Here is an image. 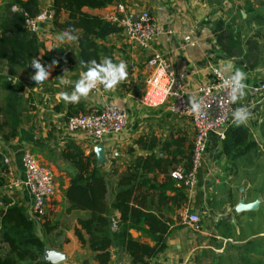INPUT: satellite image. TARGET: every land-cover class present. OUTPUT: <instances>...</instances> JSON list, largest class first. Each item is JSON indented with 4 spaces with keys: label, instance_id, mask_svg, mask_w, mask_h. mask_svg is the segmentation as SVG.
Instances as JSON below:
<instances>
[{
    "label": "crops",
    "instance_id": "0c3cea01",
    "mask_svg": "<svg viewBox=\"0 0 264 264\" xmlns=\"http://www.w3.org/2000/svg\"><path fill=\"white\" fill-rule=\"evenodd\" d=\"M13 1L0 0V17L3 15V6ZM115 1L125 4L130 17L141 11H147L152 16L163 32L154 37L150 47L168 61L188 93L209 78L212 66L226 75H232L236 70L246 73V95L234 104L247 107L252 113V117L240 125L246 129L248 137L259 151L257 154L255 151L239 154V146L230 143L226 157L221 152V140L210 134L205 153L195 172L192 192H185L186 204L180 209H173L169 202L160 204L164 209L159 208L156 215L169 222L170 232L164 238L165 248L149 258L146 264H211L213 259V264H264V228L257 230V227L264 225L261 224L264 223V138L260 133L264 126V90H253L264 85V0H219L218 4L214 0H113L102 8H82V11L105 20V14L111 10ZM36 3L37 13L50 8L52 0H36ZM246 8L250 10L245 13ZM18 9L16 4H11L9 8L10 11ZM59 18L65 19L66 13L61 12ZM217 19L223 21V29L239 33V55L227 56L217 45ZM64 31L55 30L47 22L41 24L33 35L44 49L65 46V52L74 58L76 43L67 39L62 42L60 37ZM103 47L110 49L113 63H126L128 77L113 90L98 87L87 99H81L78 103L87 112L109 105L125 109L126 119L122 129L118 133L107 132L99 139L82 131H69L65 128L67 109L77 104L64 102L59 94L62 91L71 92L74 83L81 78L84 71L77 62H58L59 67L50 69L49 79L42 85H36L31 80L33 72L17 66L8 72L5 61L0 59V87L3 80L23 85L20 94L22 116L16 134L7 141L0 137V151H3L7 159V174H0V196L5 195L24 208L26 217L33 222L34 234L43 243L42 258L52 264H98L93 260L87 245L81 246L73 234L76 220L86 218L88 213L83 210L64 211L61 189L67 186L74 173L60 158V150L66 141L78 145L85 154H93L95 172L106 181V202L110 203L117 189L116 181L125 173L130 161L152 153L167 158L174 155L179 160L178 164H181L183 158L179 153L186 150L192 140L193 131L189 119L169 111L170 98L162 97L159 91L153 93L144 82L147 51L130 44L116 28L105 37ZM102 57L101 54V61ZM23 72L28 74V78ZM61 78L69 79L73 84L61 85ZM4 94L0 88V107ZM1 117L0 114V120ZM145 135L153 138L149 150L135 143L137 138ZM24 150L29 151L40 165L48 169L54 180V195L41 217L31 214V197L21 184L20 157ZM222 179L227 182V190L224 192L227 206L219 203L221 199L216 201L213 196V189L221 186ZM160 180L161 175L158 174L157 181ZM250 185L257 187L256 192L254 187L249 192L254 198L241 195V191L245 193ZM173 186L176 187L174 181ZM239 201L254 203V207L236 210ZM224 208H227V215L221 216L220 210ZM184 210L196 213L204 228L190 230L191 227L181 219ZM107 215L111 220L109 228L114 229L112 220H117L118 213L109 209ZM44 220L52 225L47 233L43 232L41 226ZM206 227L210 233L215 227H222L223 233L227 231L225 236L212 235L221 240L216 250L206 244ZM251 228L252 233H245ZM187 229L190 233H185ZM240 232L244 233L243 236H239ZM128 233L132 238L152 244L148 236L138 230L128 229ZM109 251L108 264H130L119 246L111 243ZM214 253L221 255L215 259L217 255Z\"/></svg>",
    "mask_w": 264,
    "mask_h": 264
},
{
    "label": "trees",
    "instance_id": "16d2710c",
    "mask_svg": "<svg viewBox=\"0 0 264 264\" xmlns=\"http://www.w3.org/2000/svg\"><path fill=\"white\" fill-rule=\"evenodd\" d=\"M112 1L52 0L51 26L55 30L75 29L72 33L77 37L74 40L77 48L74 58L65 52V46L50 48L51 51L44 49L35 35L25 30L24 14L29 17L36 14V0H14L11 4H16L19 8L15 11L9 10L11 4L4 5L3 15L0 17V59L5 61L8 72L17 66L34 74L35 70L30 66L34 57L39 58L45 66L55 60L57 63L53 67H59L58 62H65V64L77 62L83 71L86 69L82 67V62L95 60L96 63H102L105 57L111 58L110 49L104 48L103 42L108 34L115 31V27L96 15L83 12L82 8L98 9ZM249 10L250 8H246L244 12ZM61 12L66 13L65 19L59 18ZM215 27L217 45L227 56L239 55V33L223 29L224 23L220 19L215 21ZM0 88L5 93L0 107L2 116L0 137L7 141L15 136L16 128L21 121L20 94L23 91V85L15 81L3 80ZM79 112L87 111L79 104L70 105L66 118ZM263 128L264 126L260 129V133L264 138ZM135 143L149 150L153 144V138L145 135L137 138ZM230 143L239 146V154L252 153V151L259 153L258 149L256 150L257 145L248 137V132L242 125H229L225 130L224 137L221 139V152L226 157ZM179 151L178 149L177 153ZM179 154L183 158L181 164H178L179 160L175 159L174 155L167 158L155 156L152 153L138 156L130 161L126 165L125 173L116 181L117 189L113 192L110 203H107V184L104 178L95 172L93 154H85L71 141L63 144L60 158L74 171L67 186L61 189L65 202L64 211L83 210L88 213L86 218L76 220L73 234L81 246L87 245L96 263L108 264L111 243L123 250L130 264H146L149 258L165 248L164 238L170 232L169 222L156 214L159 208H163L160 204L169 202L173 209H180L186 204L185 192L180 187L173 186L169 172L177 165L183 167L184 171H189L191 144ZM3 157V151H0V174L7 172ZM158 174L161 175L160 181H157ZM0 202L2 205L0 208V264H52L42 258L43 243L34 234L33 222L26 217L24 208L5 195L0 196ZM109 209L118 213L117 220H112L114 229L109 228V224L111 225L110 217L107 215ZM41 226L45 233L52 228L47 220H44ZM128 229H135L145 234L152 244L132 238Z\"/></svg>",
    "mask_w": 264,
    "mask_h": 264
},
{
    "label": "built area",
    "instance_id": "2783aa9c",
    "mask_svg": "<svg viewBox=\"0 0 264 264\" xmlns=\"http://www.w3.org/2000/svg\"><path fill=\"white\" fill-rule=\"evenodd\" d=\"M52 17L51 8L42 9L33 17L24 14L23 26L27 32L34 34L41 24L50 22ZM104 18L108 24L119 30L126 41L135 45L137 49L147 51L144 62L147 73L144 82L153 93L159 91L162 97L170 98L169 111L184 115L190 121L193 131L190 169L186 172L183 167L177 165L169 172V177L176 183V187L190 194L195 183L196 169L206 150L207 138L210 134H214L221 140L224 137L225 128L235 124L232 113L239 107L231 102L230 88L224 84L230 75L212 66L209 78L188 93L173 73L168 61L150 47L154 37L163 30L147 11L138 12L130 17L125 4L115 1ZM257 89L264 90V85H259L253 90ZM191 97H196L201 102L200 114H194L191 111ZM125 119V109L122 106L109 105L69 116L65 120V128L69 131H82L99 139L107 132L118 133L124 126ZM3 163H7L6 157L3 158ZM20 164L21 184L31 197L30 212L36 217H41L44 215L48 201L54 195L53 177L48 169L40 165L27 150L22 152ZM6 174L7 172L2 173V175ZM181 219L184 224L196 227L200 217L196 213L184 210Z\"/></svg>",
    "mask_w": 264,
    "mask_h": 264
},
{
    "label": "clouds",
    "instance_id": "9594fccd",
    "mask_svg": "<svg viewBox=\"0 0 264 264\" xmlns=\"http://www.w3.org/2000/svg\"><path fill=\"white\" fill-rule=\"evenodd\" d=\"M73 28L65 30L60 40L65 39L72 41L77 39L72 33ZM52 49H49L51 51ZM57 62L54 60L48 66L43 65L39 58H33L31 67L35 70V74L31 76V80L36 85H42L50 77V69L55 66ZM82 67L86 69L81 78L74 83L71 92L62 91L60 98L70 104H78L81 99H87L89 95L102 86L105 90H113L116 86L124 82L128 77L127 65L121 61L113 63L112 59L105 57L102 63H96L95 60L90 62H82ZM247 77L246 73L241 70H236L234 74L230 75L224 81L225 86L230 88L231 102L236 103L246 95L247 84L245 83ZM61 85H70L73 82L69 79H60ZM191 111L194 114L201 113V102L196 97L190 98ZM234 123L239 126L246 123L252 117V113L247 107H239L232 113Z\"/></svg>",
    "mask_w": 264,
    "mask_h": 264
},
{
    "label": "rangeland",
    "instance_id": "374dc122",
    "mask_svg": "<svg viewBox=\"0 0 264 264\" xmlns=\"http://www.w3.org/2000/svg\"><path fill=\"white\" fill-rule=\"evenodd\" d=\"M214 2H215V4H218L219 3V0H214ZM228 2V1H227ZM20 71V70H19ZM21 71H20V75H21ZM23 74L28 78V74H26V72H23ZM22 74V75H23ZM29 77H30V75H29ZM263 162H264V159L262 160ZM252 187H254L255 188V190H254V192H256V189H257V187L256 186H251L250 185V188L248 189V191H246L245 193L243 192V191H241V195H245L246 194V197H248V198H254V195L253 194H250L249 192L251 191V188ZM226 190H227V182L224 180L223 181V179L221 180V186H219V187H215L214 189H213V196H214V199L217 201V200H219V199H221L222 201L221 202H219V203H223L224 205H226L227 206V199H225V196H224V192H226ZM221 194H223V195H221ZM218 203V204H219ZM220 214H221V216L222 215H227V208H224V209H221L220 210ZM261 224H264V223H261ZM198 227H202V228H204L203 227V223H202V221H201V219L199 220V222H198V224L196 225V227H191V228H189L190 230H192V231H196V230H198ZM258 229L257 230H261V229H263L264 228V225H261L260 227H257ZM189 229H187V230H185V233H190V231H189ZM221 229H223L222 227L221 228H218L217 229V227H215L214 229H213V232H209V228H207L206 227V230H207V236L205 237L206 238V244H209V245H211V247L213 248V249H217V248H219V246H220V244H221V240L220 239H215L214 237H212V235H217V237H220L221 235L222 236H225V235H227V231H225V233H223L222 232V230ZM256 230V231H257ZM253 232V228H251V229H249L248 231H245V233H252ZM195 233V232H194ZM243 234L244 233H242V232H240L239 233V236H243ZM208 251V250H207ZM214 254H216L217 256H214L215 257V259L217 258H219V256L221 255L220 253H214ZM214 259H213V261L211 262V264H213L214 263Z\"/></svg>",
    "mask_w": 264,
    "mask_h": 264
},
{
    "label": "water",
    "instance_id": "95a60500",
    "mask_svg": "<svg viewBox=\"0 0 264 264\" xmlns=\"http://www.w3.org/2000/svg\"><path fill=\"white\" fill-rule=\"evenodd\" d=\"M99 148L95 151L98 152ZM254 207V203H243L242 201H239L235 207L236 210H246L251 209Z\"/></svg>",
    "mask_w": 264,
    "mask_h": 264
}]
</instances>
